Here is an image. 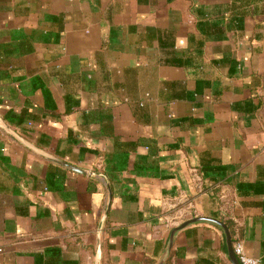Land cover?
<instances>
[{
    "label": "crops",
    "instance_id": "0c3cea01",
    "mask_svg": "<svg viewBox=\"0 0 264 264\" xmlns=\"http://www.w3.org/2000/svg\"><path fill=\"white\" fill-rule=\"evenodd\" d=\"M199 215L264 264V0H0V264H156Z\"/></svg>",
    "mask_w": 264,
    "mask_h": 264
},
{
    "label": "water",
    "instance_id": "95a60500",
    "mask_svg": "<svg viewBox=\"0 0 264 264\" xmlns=\"http://www.w3.org/2000/svg\"><path fill=\"white\" fill-rule=\"evenodd\" d=\"M5 128L9 132H11V134L14 137H16L19 141L24 143L27 147L36 151V153H39L40 155L47 158L48 160L53 161L59 165H62L68 169H71L75 172L83 173L86 175L91 174V172H89L88 169L74 165L72 163L65 161L64 159H60L54 155H51L50 153H48L46 151H43L42 149L38 148L37 146L33 145L32 143H30L29 141L24 139L21 135H19L16 131L12 130L10 127L6 126ZM108 209H109V206L107 208V211H108ZM107 211L104 214V219L106 218ZM196 224H211V225H215V226L219 227L225 235V241H226V246H227V251H228V253H226V254H228V257L231 259L233 264H241L240 260L238 259V256L235 254L232 233H231L229 225L226 223V221H224L223 219L221 220L219 218L202 216V215L188 218V219L182 221L181 223H179L178 225L174 226L173 228H171V231L169 232V236H168V240H167V243L165 245V248H164L162 254L160 255V258L156 264H165L167 259L169 258L168 255H170L174 241H175L176 237L179 235V233L182 232L185 228H188L192 225L196 226ZM101 252H102V243H101V241H99L98 242V249H97V256H96L98 263L101 260V257H100Z\"/></svg>",
    "mask_w": 264,
    "mask_h": 264
},
{
    "label": "built area",
    "instance_id": "2783aa9c",
    "mask_svg": "<svg viewBox=\"0 0 264 264\" xmlns=\"http://www.w3.org/2000/svg\"><path fill=\"white\" fill-rule=\"evenodd\" d=\"M234 251L241 264H261V260L259 258H255L247 254L242 242L235 243Z\"/></svg>",
    "mask_w": 264,
    "mask_h": 264
},
{
    "label": "trees",
    "instance_id": "16d2710c",
    "mask_svg": "<svg viewBox=\"0 0 264 264\" xmlns=\"http://www.w3.org/2000/svg\"><path fill=\"white\" fill-rule=\"evenodd\" d=\"M161 247H162V245H161ZM161 247H160V248H161Z\"/></svg>",
    "mask_w": 264,
    "mask_h": 264
}]
</instances>
